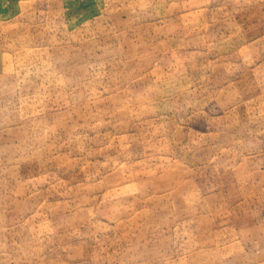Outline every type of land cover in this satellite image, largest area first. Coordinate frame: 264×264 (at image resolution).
<instances>
[{"label":"rangeland","instance_id":"obj_1","mask_svg":"<svg viewBox=\"0 0 264 264\" xmlns=\"http://www.w3.org/2000/svg\"><path fill=\"white\" fill-rule=\"evenodd\" d=\"M0 264H264V0H0Z\"/></svg>","mask_w":264,"mask_h":264}]
</instances>
